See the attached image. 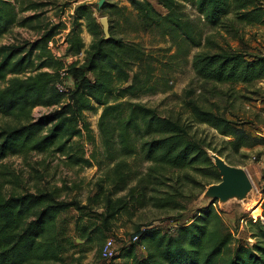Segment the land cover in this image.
<instances>
[{
	"label": "trees",
	"instance_id": "trees-1",
	"mask_svg": "<svg viewBox=\"0 0 264 264\" xmlns=\"http://www.w3.org/2000/svg\"><path fill=\"white\" fill-rule=\"evenodd\" d=\"M127 2L129 5H120L105 0L99 8L109 20V38L92 4L79 3L65 34L63 57L55 56L49 48V42L68 28L63 21L39 27L41 34L33 41L0 44V114L18 118L15 124L0 129V158L55 148L72 164L92 166L97 160L95 151L86 157L84 150L76 149L74 140H94L86 112L102 108L98 126L106 156L114 162L112 189L106 192L101 185L87 204L63 199L55 188L0 195V264L60 259L64 243L56 227L60 215L70 209L79 214L77 236L89 243L107 239L113 222L131 203L136 209L151 205L163 211L178 210V196L184 195L185 186L183 191H162L172 171L181 173V184L196 183L200 177L204 192L222 180L211 152L237 165L233 155L243 148L264 146V136L253 134L246 121L229 118L192 98L194 91L185 100L187 118L162 115L157 108L136 100L171 89L167 69H174L172 63L189 61L193 48H203L192 57L195 75L203 87L213 84L210 90L214 94L216 85L231 90L264 80V54L244 47L241 35L243 26L264 25L261 0H157L166 12L150 0ZM48 4L0 0V38L15 26L34 28L33 21L40 15L20 14ZM187 5L196 9L203 25L227 31L240 44H222L206 35L205 28L186 11ZM83 26L92 36L89 46L82 35ZM130 29L156 32L171 47H162L163 53H150L142 41L128 37ZM81 53L85 54L83 60H67ZM58 83H65L67 90L60 91ZM37 106L51 110L34 119L32 111ZM195 123L206 124L223 136L221 147L194 129ZM137 155H143L148 163L144 170L135 169L127 159ZM126 189L127 198L114 197ZM262 190L264 193V185ZM93 200L103 204L102 211L90 204ZM217 202L198 208L185 223L138 226L139 239L124 246L117 256L124 264H264V202L261 216L251 222L254 243L235 237ZM138 247L144 248L143 256L138 255Z\"/></svg>",
	"mask_w": 264,
	"mask_h": 264
},
{
	"label": "rangeland",
	"instance_id": "rangeland-1",
	"mask_svg": "<svg viewBox=\"0 0 264 264\" xmlns=\"http://www.w3.org/2000/svg\"><path fill=\"white\" fill-rule=\"evenodd\" d=\"M38 2H47V6L38 10H29L22 12L20 17L40 15L33 21L34 28L15 26L8 33L0 38V44L24 43L37 39L42 29L47 24H56L60 21L65 22L68 26L72 23V15L75 7L79 3H91L97 18L100 19L106 15L100 11V0H33ZM118 1L120 5H129L127 0H111ZM155 8L159 11L166 10L157 2L150 0ZM264 4V0H261ZM186 11L200 26L205 28L206 35L222 44L230 42L233 45H239L240 42L234 39L227 31L222 29H213L206 27L199 21V14L191 5H187ZM107 17V16H106ZM38 27V28H37ZM65 34L62 33L54 40V52L58 55L59 49L62 53L65 46ZM83 38L86 45L92 41V36L86 26H83ZM243 37V46H249L256 53L264 54V25H247L241 28ZM129 38L142 41L147 51L158 54L163 53L162 47L170 48L171 43L158 36V33H140L130 29L128 32ZM203 48H193L189 61H178L172 63L174 69H167L170 76L169 85L171 89L165 92L144 95L136 99L147 106L157 108L162 115L188 117L185 100L189 98V92L194 91L192 98L198 99L201 103L212 108H217L226 113L227 117L237 120L246 121V127L253 134L264 136V80L258 81L254 85L242 86L227 90V85H216L217 94H214L210 88L213 84L203 87L202 82L197 79L195 71L192 67V57L194 53ZM175 51V48L172 50ZM85 54L81 53L78 59L83 60ZM76 57V56H75ZM69 61L75 59L69 57ZM169 68V67H168ZM166 69L163 67V70ZM162 70V68H161ZM159 70V72H161ZM4 85V84H3ZM49 107L37 106L32 111V117L38 118L42 114L47 113ZM102 108L96 111H87L86 116L91 124L94 133V140L87 138L78 139L77 148L80 151L86 152V157H90L92 151L97 154V160H94L92 166L75 165L67 158L66 154L58 152L55 148L44 152L25 151L16 155H9L5 158H0V195L8 197L14 194H23L25 192H37L39 190L58 189L61 198L77 199L82 204H87L90 197H95L100 191L102 185L106 192L112 189L110 170L114 164L106 156L102 137L100 134L98 121L101 115ZM18 118L7 117L0 114V129L8 124H15ZM194 129H197L200 134L207 135L212 139L215 145L221 147L223 136L215 129L206 124L195 123ZM224 139H229L228 137ZM247 154V156H243ZM224 158V157H223ZM134 165L135 169L144 170L148 163L143 161V155L131 156L127 158ZM233 162L236 166H243L252 181L253 187L247 198L244 200L232 199L225 203H216L220 213L225 220L228 228L232 231L236 238L246 239L249 243H254L252 237L251 222L255 221L262 213V204L264 202V146L258 145L251 149L243 148L238 154L233 155ZM169 179L166 181L162 191L175 192L176 189H182L183 196H178L181 207L178 210L163 211L149 205L144 208L136 209L135 203L129 204L128 208L121 212L117 219L113 222L112 230L107 234L106 238L114 239V253L119 256L121 249L129 245L134 240L136 229L144 227L161 225L170 227L176 223H185L192 215L205 205L212 201L204 198L203 184L200 177H196V183L181 184L183 177L181 173L172 171ZM203 189V190H202ZM206 190V189H205ZM127 189L114 195V197H126ZM101 199V198H99ZM93 203V204H92ZM91 205L96 208V211L103 210V204L98 201H91ZM96 204V205H94ZM138 207V206H137ZM260 208V213L257 214V209ZM93 213V212H92ZM78 211L70 209L62 213L57 223V230L61 233L59 239L64 243L60 259L50 261H42L37 264H124L123 258L116 257L106 259L102 256V248L106 241H96L93 243L85 242L77 236L75 230V222L78 216ZM264 221V218L262 217ZM145 254L143 247H138V255ZM130 264V261H128Z\"/></svg>",
	"mask_w": 264,
	"mask_h": 264
},
{
	"label": "water",
	"instance_id": "water-1",
	"mask_svg": "<svg viewBox=\"0 0 264 264\" xmlns=\"http://www.w3.org/2000/svg\"><path fill=\"white\" fill-rule=\"evenodd\" d=\"M105 0L99 1L102 7ZM105 37H110V23L108 17L100 19ZM214 160L215 166L221 173L222 180L209 185L204 193V198L212 202L218 200L225 203L232 199L244 200L252 190L253 184L247 170L243 166H236L228 163L225 158L215 152L210 153Z\"/></svg>",
	"mask_w": 264,
	"mask_h": 264
},
{
	"label": "built area",
	"instance_id": "built-area-1",
	"mask_svg": "<svg viewBox=\"0 0 264 264\" xmlns=\"http://www.w3.org/2000/svg\"><path fill=\"white\" fill-rule=\"evenodd\" d=\"M69 27L70 26H68V28L63 32V33H67L68 32V30H69ZM62 34V33H61ZM60 35V34H59ZM58 35V36H59ZM53 46H54V40H52V41H50L49 42V48L50 49H52L53 51H54V48H53ZM58 50V55H55V56H57V57H63V55H64V51H63V53L59 50V49H57ZM54 54H56L55 52H54ZM72 58V57H71ZM78 57H75V59H77ZM68 60V59H67ZM62 74L64 75V74H66V72L65 71H63L62 72ZM57 87H58V89L60 90V91H65V90H67L66 89V85H65V83H58V85H57ZM50 110H51V108H50ZM139 239V236H134V242L135 241H137ZM102 256L104 257V258H106V259H111V258H113L114 256H115V253H114V239L112 238V237H109V238H107L106 239V241H105V243H104V245H103V248H102Z\"/></svg>",
	"mask_w": 264,
	"mask_h": 264
},
{
	"label": "bare ground",
	"instance_id": "bare-ground-1",
	"mask_svg": "<svg viewBox=\"0 0 264 264\" xmlns=\"http://www.w3.org/2000/svg\"><path fill=\"white\" fill-rule=\"evenodd\" d=\"M256 211H257V214H259L261 210H260V208H258Z\"/></svg>",
	"mask_w": 264,
	"mask_h": 264
},
{
	"label": "crops",
	"instance_id": "crops-1",
	"mask_svg": "<svg viewBox=\"0 0 264 264\" xmlns=\"http://www.w3.org/2000/svg\"><path fill=\"white\" fill-rule=\"evenodd\" d=\"M63 49H64V51H65V48H66V44H65V46L64 47H62ZM68 59H70V58H68ZM70 83H71V81H70Z\"/></svg>",
	"mask_w": 264,
	"mask_h": 264
}]
</instances>
